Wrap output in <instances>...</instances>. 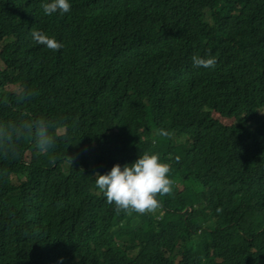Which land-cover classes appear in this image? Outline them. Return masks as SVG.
<instances>
[{"label":"trees","instance_id":"trees-1","mask_svg":"<svg viewBox=\"0 0 264 264\" xmlns=\"http://www.w3.org/2000/svg\"><path fill=\"white\" fill-rule=\"evenodd\" d=\"M45 2L0 0V121L58 133L46 153L33 135L0 156V264H264V0ZM12 84L34 95L17 103ZM145 153L173 192L117 211L96 173Z\"/></svg>","mask_w":264,"mask_h":264},{"label":"clouds","instance_id":"clouds-1","mask_svg":"<svg viewBox=\"0 0 264 264\" xmlns=\"http://www.w3.org/2000/svg\"><path fill=\"white\" fill-rule=\"evenodd\" d=\"M45 15L59 12L61 15L70 12L69 0H50L41 5ZM32 40L46 48L57 51L63 44L56 38L42 31L33 30ZM193 67L215 68L217 60L214 56L207 58L194 55ZM34 93L26 88H20L15 93L17 103L23 102ZM51 125L44 117L33 118L23 113L18 120L0 121V156L5 159L18 158L21 145L25 138L35 137L36 148L46 153L56 143L57 134L50 131ZM160 136L168 137L170 133L161 129ZM177 161L179 157L176 158ZM170 165L163 163L158 154L145 153L131 164L113 166L106 174L96 173V187L106 197L107 203L114 204L117 211L131 214L154 213L161 208L157 196L171 195L174 181L170 178Z\"/></svg>","mask_w":264,"mask_h":264},{"label":"rangeland","instance_id":"rangeland-1","mask_svg":"<svg viewBox=\"0 0 264 264\" xmlns=\"http://www.w3.org/2000/svg\"><path fill=\"white\" fill-rule=\"evenodd\" d=\"M8 89H11V90H14V91H17L19 89V87L17 85H9L7 87ZM216 117H218L220 120H222L224 123H231L233 121V118H227V117H223L221 116L220 114H215ZM29 157V152H27V158Z\"/></svg>","mask_w":264,"mask_h":264}]
</instances>
